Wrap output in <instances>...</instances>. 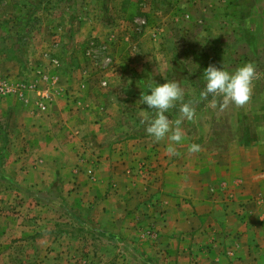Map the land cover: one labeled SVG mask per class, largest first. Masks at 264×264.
Returning <instances> with one entry per match:
<instances>
[{"label": "rangeland", "instance_id": "rangeland-1", "mask_svg": "<svg viewBox=\"0 0 264 264\" xmlns=\"http://www.w3.org/2000/svg\"><path fill=\"white\" fill-rule=\"evenodd\" d=\"M247 62L258 78L245 105L200 97L210 64L232 71ZM165 80L195 108L181 124V144L200 145L195 153H240L264 139V0H0V264H168L148 256L142 231L110 229L119 219L100 199L77 196L73 159L87 151L63 147L73 135L93 141L106 100L130 118L147 110L141 93ZM180 103L166 113L173 121ZM54 152L58 161H43ZM127 156L137 184L157 170L154 155Z\"/></svg>", "mask_w": 264, "mask_h": 264}, {"label": "crops", "instance_id": "crops-1", "mask_svg": "<svg viewBox=\"0 0 264 264\" xmlns=\"http://www.w3.org/2000/svg\"><path fill=\"white\" fill-rule=\"evenodd\" d=\"M103 105L102 115L93 121L97 133L87 137L93 141L86 145L73 135L68 138L71 147H63L72 154L82 147L87 151L83 161L73 159L76 194L102 201L103 211L119 219L110 229L136 236L142 231L148 256L159 253L168 264H264L263 138L244 152L202 155L190 152L187 143L173 145L167 138L154 142L146 123L135 121L143 108L128 118L122 102L106 100ZM132 127L133 135L125 140L123 131ZM169 145L175 152H168ZM121 147L124 155L118 161L115 149ZM127 152L142 162L154 155L157 170L139 185L125 162ZM57 154L43 161H58ZM93 158L97 165L89 178L86 168ZM149 228L156 231L155 239L145 234ZM136 256L142 255L136 251Z\"/></svg>", "mask_w": 264, "mask_h": 264}, {"label": "clouds", "instance_id": "clouds-1", "mask_svg": "<svg viewBox=\"0 0 264 264\" xmlns=\"http://www.w3.org/2000/svg\"><path fill=\"white\" fill-rule=\"evenodd\" d=\"M205 86L200 93L202 99L213 98L212 106H216L215 98L220 97L223 105H245L252 94L253 81L258 78L255 65L247 62L235 70L229 71L222 65L210 64L203 72ZM184 89L180 83L174 80H165L163 83L149 85L147 93H141L140 102L147 106L145 110V131L154 142L167 138L173 145L181 143L184 133L181 124L186 120H192L195 116V108L191 101L182 102ZM179 106V116L175 121L171 120L166 113ZM148 111H154L155 115L147 116ZM173 145L168 146V152H175ZM200 145L191 144L190 152H198Z\"/></svg>", "mask_w": 264, "mask_h": 264}]
</instances>
